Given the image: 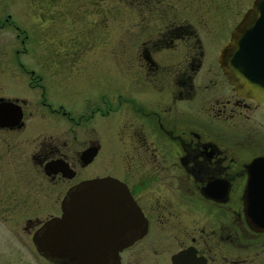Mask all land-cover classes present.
Returning a JSON list of instances; mask_svg holds the SVG:
<instances>
[{
	"label": "flooded vegetation",
	"instance_id": "obj_1",
	"mask_svg": "<svg viewBox=\"0 0 264 264\" xmlns=\"http://www.w3.org/2000/svg\"><path fill=\"white\" fill-rule=\"evenodd\" d=\"M2 1L0 33L15 34L21 50L14 51L17 66L10 71L7 47H1L5 96L0 99L17 107L21 118L11 125L8 115L0 128V220L13 242L1 264H63L39 255L32 237L61 217L70 191L100 179L114 185L102 190L99 232L114 240L121 225L122 206L113 192L129 196L137 218L135 237L112 254L110 264L264 260V228L248 219L252 202L264 201V106L239 94L220 64L255 0L236 18L229 0L215 3L229 18L211 25L201 18L163 17L156 29H140L133 37L134 50L120 64L122 79L82 88L58 83L57 50L43 49L45 39L57 43L53 25L47 27L52 0L24 3L35 11L24 24L33 26L36 36L16 25ZM168 9L174 11L172 5ZM262 41L247 42L264 66V34ZM83 53L82 64L97 55L104 59L98 51ZM21 137L23 142L12 143ZM13 217L23 218L22 226H11ZM11 245L26 258L13 260Z\"/></svg>",
	"mask_w": 264,
	"mask_h": 264
},
{
	"label": "rangeland",
	"instance_id": "obj_2",
	"mask_svg": "<svg viewBox=\"0 0 264 264\" xmlns=\"http://www.w3.org/2000/svg\"><path fill=\"white\" fill-rule=\"evenodd\" d=\"M36 1H2L7 4L8 13L16 25L27 26L34 36L36 35L31 29L33 26L26 25V19L29 20V15H33L35 11L31 10L29 5L24 6V3ZM224 1L226 0H52L54 9L51 11V15L50 12H47L48 19L52 21L47 23V27L53 25L57 43L54 47L55 43L51 39H45L42 46L46 51L57 50L59 58L58 83L72 84L79 88L86 84L115 83L122 79L123 70L120 64L127 61L131 51L134 50L132 41L133 37L138 35V30L156 29L160 26L161 21L159 20H162L163 17L169 18V20L201 18L210 20V25L215 24L212 20L229 18L227 16L229 11H224L219 7V10H215L217 7L215 3ZM252 1L229 0V3H232L233 17L236 18L242 14L247 3L250 5ZM141 4H147V7H143ZM170 5L174 7L172 12L168 11ZM99 42L100 44L103 42V45L98 47ZM31 46L34 50L36 49L35 44L32 43ZM1 47H7L9 61L6 66L12 71V67L17 66L14 60V51L21 50L19 39H16L12 32L9 34L0 33V67H4L5 57L2 58ZM209 49H213L211 45ZM93 50L95 53L98 51L99 55L104 56V59L98 58V55L95 54L97 58L82 64V58L85 57L83 52ZM4 83L0 77V95L5 96ZM24 139L21 137L11 140L12 143H16L23 142ZM3 143L4 139L0 137V147L4 146ZM3 188V175L0 169V195H2ZM23 220V218L13 217L10 219L11 226L18 223L22 226ZM11 243H13L12 239L5 234V222L0 220V264L5 258L2 255L5 252V247ZM14 248L16 245H11L10 256H13V260L18 257L26 258V252ZM259 264H264V260H261Z\"/></svg>",
	"mask_w": 264,
	"mask_h": 264
},
{
	"label": "water",
	"instance_id": "obj_3",
	"mask_svg": "<svg viewBox=\"0 0 264 264\" xmlns=\"http://www.w3.org/2000/svg\"><path fill=\"white\" fill-rule=\"evenodd\" d=\"M248 20L257 21L249 23ZM245 29H251V32L246 35ZM263 34L264 0H255L252 8L235 28L230 43L223 49L220 57L221 68L234 89L262 106L264 66L257 62L258 54L248 50L247 41H255L253 44L257 45L263 42ZM20 118L21 113L17 107L0 99V128H5L7 119L11 125H16ZM113 185L110 179H100L82 183L74 191H70L67 194L68 200H63L61 204V217L48 221L40 233L32 237L37 253L45 259H56L63 264H110V260L114 258L112 254L119 253L135 237L133 228L137 222L130 207L129 196L113 192V199L117 196L122 206L121 225L114 240L113 235L99 232L104 224L100 210L106 202L102 190ZM252 203L253 207L248 215L250 225L264 228V201ZM99 212L100 215L96 216ZM109 237L112 249L106 245Z\"/></svg>",
	"mask_w": 264,
	"mask_h": 264
}]
</instances>
